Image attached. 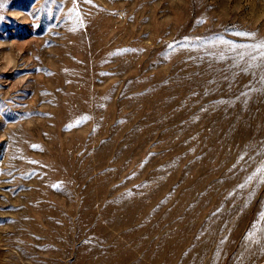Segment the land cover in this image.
Here are the masks:
<instances>
[{
  "label": "rangeland",
  "instance_id": "rangeland-1",
  "mask_svg": "<svg viewBox=\"0 0 264 264\" xmlns=\"http://www.w3.org/2000/svg\"><path fill=\"white\" fill-rule=\"evenodd\" d=\"M262 41L264 0H0V264H264Z\"/></svg>",
  "mask_w": 264,
  "mask_h": 264
},
{
  "label": "snow or ice",
  "instance_id": "snow-or-ice-1",
  "mask_svg": "<svg viewBox=\"0 0 264 264\" xmlns=\"http://www.w3.org/2000/svg\"><path fill=\"white\" fill-rule=\"evenodd\" d=\"M244 35H252V34L245 33ZM254 47H257V48H264V41L260 42L258 45H255Z\"/></svg>",
  "mask_w": 264,
  "mask_h": 264
}]
</instances>
